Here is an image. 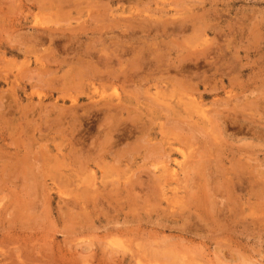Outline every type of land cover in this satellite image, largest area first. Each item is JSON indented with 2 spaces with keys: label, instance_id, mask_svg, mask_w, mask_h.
Returning a JSON list of instances; mask_svg holds the SVG:
<instances>
[{
  "label": "rangeland",
  "instance_id": "obj_1",
  "mask_svg": "<svg viewBox=\"0 0 264 264\" xmlns=\"http://www.w3.org/2000/svg\"><path fill=\"white\" fill-rule=\"evenodd\" d=\"M206 263L264 264V0H0V264Z\"/></svg>",
  "mask_w": 264,
  "mask_h": 264
},
{
  "label": "bare ground",
  "instance_id": "obj_2",
  "mask_svg": "<svg viewBox=\"0 0 264 264\" xmlns=\"http://www.w3.org/2000/svg\"><path fill=\"white\" fill-rule=\"evenodd\" d=\"M108 75V74H107ZM103 76V75H102ZM162 100H163V98H162ZM114 106V105H113ZM127 108V107H126ZM160 108V107H159ZM107 109H108V107H107ZM105 110H106V108H105ZM107 112V111H106ZM100 114V113H99ZM110 115V114H109ZM107 117H109V116H107ZM193 128V127H192ZM181 130H183V129H181ZM199 130V129H198ZM193 131V130H192ZM212 132V131H211ZM155 144H158V143H155ZM154 145V144H153ZM171 146V145H170ZM161 147V146H160ZM173 150V149H172ZM168 152V151H167ZM169 153V152H168ZM200 160V159H199ZM202 160V159H201ZM203 161V160H202ZM198 164V163H197ZM178 165V164H177ZM198 167V166H197ZM216 168V167H215ZM157 175V174H156ZM141 176V175H140ZM161 176V175H160ZM170 177H171V175H170ZM157 179H158V177H157ZM162 179V178H161ZM158 181V180H157ZM163 181V180H162ZM162 181H160L161 183H162ZM164 181H165V183H166V180L164 179ZM159 183V182H158ZM160 183V184H161ZM164 183V182H163ZM233 183V182H232ZM32 184V183H31ZM159 184V185H160ZM163 186V185H162ZM166 186V185H165ZM164 186V187H165ZM161 188H163V187H161ZM116 193V192H115ZM260 223V222H259ZM205 225V224H204ZM217 225V224H216ZM237 225V224H236ZM230 239V238H229ZM217 243V242H216ZM217 245H218V243H217ZM198 255V254H197ZM235 256V255H234ZM189 258V257H188ZM234 258V257H233ZM188 260H190V259H188ZM188 260H187V262H188ZM234 260V259H233ZM191 261V260H190ZM185 262V261H184ZM183 262V263H184ZM186 263V262H185ZM191 263V262H190ZM207 264V263H206Z\"/></svg>",
  "mask_w": 264,
  "mask_h": 264
}]
</instances>
